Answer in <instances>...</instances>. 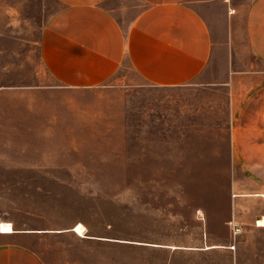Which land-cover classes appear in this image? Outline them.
<instances>
[{"label": "rangeland", "instance_id": "374dc122", "mask_svg": "<svg viewBox=\"0 0 264 264\" xmlns=\"http://www.w3.org/2000/svg\"><path fill=\"white\" fill-rule=\"evenodd\" d=\"M223 6L203 11L219 41ZM57 8L0 0V245L45 264H264V131L232 129L226 82L240 60L219 45L209 83L153 86L125 62L61 88L39 56Z\"/></svg>", "mask_w": 264, "mask_h": 264}, {"label": "crops", "instance_id": "0c3cea01", "mask_svg": "<svg viewBox=\"0 0 264 264\" xmlns=\"http://www.w3.org/2000/svg\"><path fill=\"white\" fill-rule=\"evenodd\" d=\"M53 1L58 8L39 41L40 60L53 85L71 90L98 87L111 81L125 62L153 86L209 83L221 45L227 65L240 60L242 67L230 70L226 79L232 129L257 130L258 137L264 131V0ZM216 3L228 4L223 41L203 16ZM242 18L249 59L235 39ZM237 133L233 140L238 145ZM0 264L45 262L26 246L1 244Z\"/></svg>", "mask_w": 264, "mask_h": 264}, {"label": "built area", "instance_id": "2783aa9c", "mask_svg": "<svg viewBox=\"0 0 264 264\" xmlns=\"http://www.w3.org/2000/svg\"><path fill=\"white\" fill-rule=\"evenodd\" d=\"M235 230H236V231H239V228H237V227H236V229H235Z\"/></svg>", "mask_w": 264, "mask_h": 264}]
</instances>
